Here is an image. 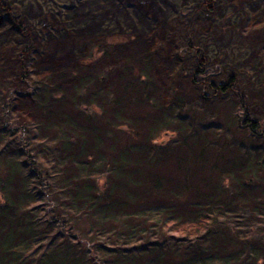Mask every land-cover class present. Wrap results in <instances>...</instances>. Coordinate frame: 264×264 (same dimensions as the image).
<instances>
[{
    "label": "trees",
    "instance_id": "trees-1",
    "mask_svg": "<svg viewBox=\"0 0 264 264\" xmlns=\"http://www.w3.org/2000/svg\"><path fill=\"white\" fill-rule=\"evenodd\" d=\"M103 40L65 71L0 76V264H264V127L236 78L199 62L196 108L158 50Z\"/></svg>",
    "mask_w": 264,
    "mask_h": 264
},
{
    "label": "rangeland",
    "instance_id": "rangeland-1",
    "mask_svg": "<svg viewBox=\"0 0 264 264\" xmlns=\"http://www.w3.org/2000/svg\"><path fill=\"white\" fill-rule=\"evenodd\" d=\"M0 14L3 78L11 80L22 67L35 79L65 71L91 45L116 40L114 57L158 50L155 60L169 68L165 83L196 108L210 103L201 93L212 94L189 81L199 62L233 75L250 117H260L264 127V0H0ZM220 220L242 232L247 219L231 211ZM257 221L251 231L264 238V221Z\"/></svg>",
    "mask_w": 264,
    "mask_h": 264
}]
</instances>
